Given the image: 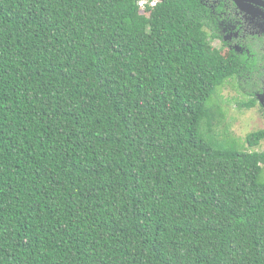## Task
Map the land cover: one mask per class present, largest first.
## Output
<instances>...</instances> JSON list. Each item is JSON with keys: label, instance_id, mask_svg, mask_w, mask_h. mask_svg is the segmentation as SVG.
<instances>
[{"label": "trees", "instance_id": "16d2710c", "mask_svg": "<svg viewBox=\"0 0 264 264\" xmlns=\"http://www.w3.org/2000/svg\"><path fill=\"white\" fill-rule=\"evenodd\" d=\"M202 26L193 0H0V264H264V151L206 139L244 69Z\"/></svg>", "mask_w": 264, "mask_h": 264}, {"label": "flooded vegetation", "instance_id": "af4514ba", "mask_svg": "<svg viewBox=\"0 0 264 264\" xmlns=\"http://www.w3.org/2000/svg\"><path fill=\"white\" fill-rule=\"evenodd\" d=\"M193 2L209 44L241 60L244 70L237 79L254 102L251 108L264 119V0Z\"/></svg>", "mask_w": 264, "mask_h": 264}, {"label": "rangeland", "instance_id": "374dc122", "mask_svg": "<svg viewBox=\"0 0 264 264\" xmlns=\"http://www.w3.org/2000/svg\"><path fill=\"white\" fill-rule=\"evenodd\" d=\"M246 90L237 78L229 80L223 87L217 89L211 104L218 105L222 115L219 116V123L214 126V132L207 135L206 139L212 138L224 147L236 148L244 152H262L264 140L254 147L246 142L249 133L264 129V119L258 116L255 109L240 107V103L245 105L254 103Z\"/></svg>", "mask_w": 264, "mask_h": 264}, {"label": "built area", "instance_id": "2783aa9c", "mask_svg": "<svg viewBox=\"0 0 264 264\" xmlns=\"http://www.w3.org/2000/svg\"><path fill=\"white\" fill-rule=\"evenodd\" d=\"M141 10L147 8V6H156L157 0H137Z\"/></svg>", "mask_w": 264, "mask_h": 264}]
</instances>
